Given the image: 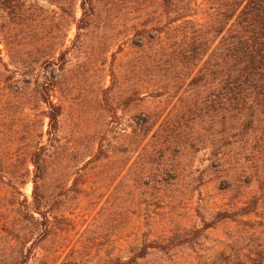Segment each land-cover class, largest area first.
<instances>
[{"label":"trees","instance_id":"obj_1","mask_svg":"<svg viewBox=\"0 0 264 264\" xmlns=\"http://www.w3.org/2000/svg\"><path fill=\"white\" fill-rule=\"evenodd\" d=\"M65 5L75 38L92 26L104 32V26L119 22L116 36L104 41L117 47L112 56L122 55L118 67L131 79L127 100L135 107L156 101L134 120L127 137L124 151L136 156L130 166L132 203L149 191L156 209H172L175 202L193 199L198 186H191L203 174L213 177L215 192L224 198L205 206L198 192L197 221L164 223L158 232L161 224L147 220V232L123 240L116 254L103 252L96 262L64 248H36V242L57 237V225L67 217L63 187L49 195L42 189L55 165L62 109L50 100L51 45L43 41L31 57L25 45L11 43L7 29L0 36V112L24 110L26 90L33 86L48 131L45 144L27 134L31 201L18 199L21 182L8 187V209L0 215V264H264V0H66ZM29 10L26 0H0V26L34 22ZM47 37L48 32L39 34ZM42 66L34 76V68ZM111 80L114 84L116 75ZM10 150L0 139V178L14 177ZM202 151L206 168L181 163ZM98 152L81 169L97 161ZM66 192L80 193L76 179ZM6 193L0 195L2 205Z\"/></svg>","mask_w":264,"mask_h":264},{"label":"rangeland","instance_id":"obj_2","mask_svg":"<svg viewBox=\"0 0 264 264\" xmlns=\"http://www.w3.org/2000/svg\"><path fill=\"white\" fill-rule=\"evenodd\" d=\"M65 1L26 0L31 7V18L36 20L22 26H0V36L9 29L11 43L25 45L31 57L37 56L38 44L45 40L54 52L47 68V75L54 77L50 100L61 107L62 115L54 141L58 147L54 155L55 165L50 168L52 174L42 189L49 195L56 186L63 187L61 192L66 194L67 217L64 223L57 225L61 229L58 236L49 237L44 243L36 242V248L41 244L44 249L64 248L65 253L72 250L78 258L83 257L90 263L96 262L103 252L116 254L124 246L123 240L147 232V220L161 224L158 232L164 223L190 224L198 220L196 207L199 198L204 199L203 204L206 201V204L219 205L224 197L215 192L213 177L203 174L201 181L191 186H198L193 199L175 202L172 209H156L149 200V191L145 197L132 203L134 186L130 166L136 156L124 151L129 142L127 137L134 120L153 108L156 101L144 100L135 107L127 100L131 79L118 67L122 55L112 56L117 47L108 45L111 39L104 41L105 37L116 36L119 22L113 20L108 24L110 26H104V32L103 26H92L88 33L81 32V36L75 38V26L70 23L72 13ZM38 7L44 11L37 10ZM73 13L75 20L81 17L77 4ZM43 31L48 32V37L42 40L39 34ZM62 52H65L64 56L59 59ZM2 58L8 62L5 51ZM10 69L13 71L12 67ZM33 72L34 76L41 74L43 66L35 67ZM112 74L116 75L114 84ZM25 98L28 105L23 103L24 110L12 107L4 114L0 112V125L4 129L0 139L5 146L11 144L13 167L10 170L14 174V177L0 178V195L8 190L3 205L0 202V215L8 209L6 201L11 196L8 187H13L15 182L23 184L18 186L21 194L18 199H25L27 203L31 201L33 168L28 163L30 139L27 134L38 136L35 140L41 144L47 139L45 108L34 102L33 86L27 88ZM97 151L101 152H98L101 154L98 160L81 169ZM207 159V152L202 151L195 158H186L181 163L202 170L209 164ZM74 179L80 193H67ZM83 180L86 183L83 184ZM38 252L40 256L41 251Z\"/></svg>","mask_w":264,"mask_h":264}]
</instances>
